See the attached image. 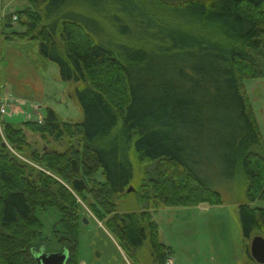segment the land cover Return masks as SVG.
I'll list each match as a JSON object with an SVG mask.
<instances>
[{
  "label": "trees",
  "instance_id": "16d2710c",
  "mask_svg": "<svg viewBox=\"0 0 264 264\" xmlns=\"http://www.w3.org/2000/svg\"><path fill=\"white\" fill-rule=\"evenodd\" d=\"M27 1L16 15L26 30L11 39L39 42L63 80L82 84L85 119L63 121L47 108L41 123L4 125L1 264H39L37 253L48 245L36 213L48 208L61 215L55 238L67 250L66 264H81L87 210L133 264H167L173 250L154 212L224 205L191 165L206 140L222 145L229 155L219 161L233 162L246 177L248 202L239 207L245 239L264 237V208L253 207L264 200V146L243 86L264 78V0H98L103 21L125 22L121 37L131 48L109 27L96 36L74 18L50 21L49 0ZM28 133L45 143L41 149ZM148 163L156 169L143 174ZM131 187L140 207L119 211ZM246 255L245 264H257Z\"/></svg>",
  "mask_w": 264,
  "mask_h": 264
},
{
  "label": "rangeland",
  "instance_id": "374dc122",
  "mask_svg": "<svg viewBox=\"0 0 264 264\" xmlns=\"http://www.w3.org/2000/svg\"><path fill=\"white\" fill-rule=\"evenodd\" d=\"M148 1L152 3L151 0ZM179 1L185 2L187 0ZM28 4L27 0H0L2 15L9 19L14 18ZM153 7L155 8V6ZM99 8L98 0H49L44 10L51 16L50 21L58 20L60 22L74 18L93 31L96 36L97 32L98 34L101 33L102 28L109 27L114 31L115 38L121 37V28L125 22L122 23L121 21L112 25L107 20L103 21L99 15ZM165 9L176 14L171 8L165 6ZM121 15L125 16L122 10ZM3 22L4 20L1 21V29ZM23 22L22 19H13L12 27L4 31L8 36L23 33L26 30ZM170 23L172 26H176L177 19L172 18ZM118 39L124 41L121 43L122 45L131 48L128 39L124 37ZM0 53L1 91L8 89L4 81V75H7L4 67L9 65L5 56L10 58L11 65L8 68L12 73V78L15 79L12 89L17 92L20 91V87L17 86L19 80L26 82L33 78L27 64L30 59L32 66L36 65L37 71H40L41 80L45 79L46 87L42 93L45 99L42 102H44L46 109L56 110L63 121L84 122L85 113L78 97V88L82 84L63 80L58 64L41 55L39 42L35 40L17 42L13 39L4 40V47ZM13 66L18 71V75ZM37 78L40 79L38 76ZM243 86L256 117L264 146V78L245 79ZM9 89L11 90V88ZM194 102L195 106L198 107L199 101L194 99ZM20 110L22 112V109H18V111ZM10 111L11 108L9 107V115H11ZM38 112H33V109L27 110V118L24 115L21 118L17 117V123L21 125L26 121H39L41 123L42 117H39ZM23 113H26V110H23ZM3 137L4 142L7 143L4 133ZM28 139L33 144L38 142L37 147L39 149L45 144L38 135L32 133H28ZM1 146L0 143V148ZM54 148L61 151L65 149L61 145H55ZM196 149L200 150V154L194 158L195 163L191 165L211 189L223 196L224 205L210 207L202 204L198 207L168 208L154 212V218L160 228L162 239L173 250L172 263L170 264H245L248 260L246 254L249 252L251 256L250 247L254 236L260 235L256 232L249 240H246L242 227L239 207L248 202L246 177L233 162L221 163L219 161L220 154L229 155L228 151H222V145H214L206 140L201 145H196ZM226 150H228L227 147ZM155 167L154 163L144 165L143 174L145 172L151 174L156 169ZM134 191L135 189L130 196L119 202V211H133L140 207ZM253 207L264 208V200L256 201ZM86 215L80 224L81 264L82 262L84 264H133L134 262L115 238L107 232L102 222L96 220L89 210H87ZM36 216L43 225L41 238L48 245L47 253H65L67 255V250H61L55 238L56 228L61 230L59 211L56 208L39 209ZM142 254H139V257L142 258Z\"/></svg>",
  "mask_w": 264,
  "mask_h": 264
},
{
  "label": "crops",
  "instance_id": "0c3cea01",
  "mask_svg": "<svg viewBox=\"0 0 264 264\" xmlns=\"http://www.w3.org/2000/svg\"><path fill=\"white\" fill-rule=\"evenodd\" d=\"M2 13H3V10L0 8V15L3 17V20H4L3 26H2V37L0 38V48H1L0 50L1 51H2V48L4 47V40L8 41V40L11 39V36H8L5 31H6L7 28H11L12 27L11 22H13V17L11 19H9V18L5 19V17L2 15ZM7 25H11V26L7 27ZM12 45H13V43H12ZM0 55H1V53H0ZM1 58H2V56H1ZM5 59L8 61L7 64H9L8 65V67H9L11 65V61H10L9 56L7 58L5 56ZM29 60H28L29 63H27V64H28V67H29V69L31 71V74H32L33 78L32 79H28V81H26V82L23 81V80H19L17 82V86L20 87V91L19 92H17L16 90L12 89V86H13V84L15 82V79L12 78V73H10L9 68L6 65L4 67L5 73H7V75L5 74L6 76L4 75V77H5L4 81H5V84H6L5 86L8 89H5L4 91H1L2 88L0 86V94H1L2 97H5L10 102H12L11 106H10L11 115L8 114V116H5V117L2 118V120L4 121V125L6 123H11V124L20 126L21 124L17 123V120H18L17 117L21 118V116L24 115L27 118V115H26L27 114V110H31V109H33V112L39 111L38 112L39 117H42V119H43L44 111L46 109V106H44L45 104H43L44 102H42L45 99L42 93H44V89L46 87V83H45V79L44 78H43V80H41L40 74H39L40 71L39 70L37 71L36 65L32 66V64L30 62L31 60L30 61ZM13 69H14L15 73L18 75V71L15 69V66H13ZM37 76L40 78L39 80H38ZM15 87H16V85H15ZM9 88H11V90ZM22 88H23V90H22ZM38 101H41V103H38ZM28 104H30V106H28ZM18 109H22V112H21V110L18 111ZM23 110H26V113H23ZM164 243L168 247H171L166 242H164ZM82 264H84V262H82Z\"/></svg>",
  "mask_w": 264,
  "mask_h": 264
},
{
  "label": "water",
  "instance_id": "95a60500",
  "mask_svg": "<svg viewBox=\"0 0 264 264\" xmlns=\"http://www.w3.org/2000/svg\"><path fill=\"white\" fill-rule=\"evenodd\" d=\"M11 25H7L9 27ZM6 145V144H5ZM134 189L131 187L128 189V193H131ZM250 252L252 258L255 260L257 264H264V237L261 235L254 236ZM67 255L65 253H53L47 254L45 250L37 253V259L39 264H66ZM1 264V263H0Z\"/></svg>",
  "mask_w": 264,
  "mask_h": 264
},
{
  "label": "built area",
  "instance_id": "2783aa9c",
  "mask_svg": "<svg viewBox=\"0 0 264 264\" xmlns=\"http://www.w3.org/2000/svg\"><path fill=\"white\" fill-rule=\"evenodd\" d=\"M3 17L0 15V34H1V21ZM10 101L5 97H2L0 94V133L3 134V127H2V117L8 114V108L10 107ZM172 263V259H168L167 264Z\"/></svg>",
  "mask_w": 264,
  "mask_h": 264
}]
</instances>
